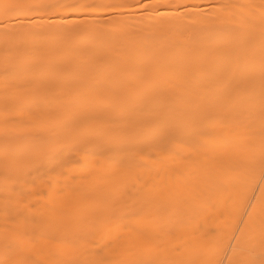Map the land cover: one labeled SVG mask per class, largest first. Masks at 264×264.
Segmentation results:
<instances>
[{"label": "bare ground", "instance_id": "1", "mask_svg": "<svg viewBox=\"0 0 264 264\" xmlns=\"http://www.w3.org/2000/svg\"><path fill=\"white\" fill-rule=\"evenodd\" d=\"M250 202L264 0H0V264H194L221 226L155 244L141 205ZM228 257L264 264V224Z\"/></svg>", "mask_w": 264, "mask_h": 264}, {"label": "rangeland", "instance_id": "2", "mask_svg": "<svg viewBox=\"0 0 264 264\" xmlns=\"http://www.w3.org/2000/svg\"><path fill=\"white\" fill-rule=\"evenodd\" d=\"M253 207L264 211V205L252 204L251 202L245 204L169 203L155 206L156 210L149 212L146 211L147 208H150L149 205L142 204L141 208L145 210L141 211L136 223L141 226L140 234L141 237H144L143 240H145L147 231L155 230L156 234L152 240L155 244H160L166 238L163 234L164 231H173L177 228L186 227V225L201 227L204 224L206 227H211L213 226L212 223H216L214 225H220L222 229L218 244H209L206 247L209 249L208 252H204L205 250L197 252L194 264H228L230 249L236 241L240 229L249 223L255 225L257 229H261L262 224H264V213L254 216L250 213ZM227 209L226 212L230 210L233 215L225 218L224 211ZM192 210L196 214H191ZM14 222L20 224L19 221ZM128 222L129 219L126 221V226L130 224ZM0 223L8 224L10 222L0 218ZM127 229L128 227H126V234ZM125 238L127 241V235ZM145 245L146 242H142L140 249L145 250Z\"/></svg>", "mask_w": 264, "mask_h": 264}]
</instances>
